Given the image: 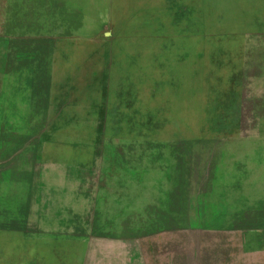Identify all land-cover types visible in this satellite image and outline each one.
<instances>
[{
    "label": "rangeland",
    "instance_id": "rangeland-1",
    "mask_svg": "<svg viewBox=\"0 0 264 264\" xmlns=\"http://www.w3.org/2000/svg\"><path fill=\"white\" fill-rule=\"evenodd\" d=\"M0 264H264V0H0Z\"/></svg>",
    "mask_w": 264,
    "mask_h": 264
}]
</instances>
